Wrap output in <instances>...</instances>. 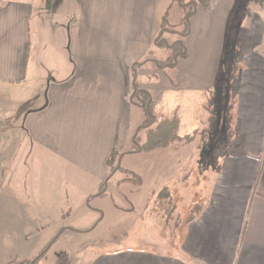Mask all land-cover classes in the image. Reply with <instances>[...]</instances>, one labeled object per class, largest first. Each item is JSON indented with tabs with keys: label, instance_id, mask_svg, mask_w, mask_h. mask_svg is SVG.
<instances>
[{
	"label": "crops",
	"instance_id": "1",
	"mask_svg": "<svg viewBox=\"0 0 264 264\" xmlns=\"http://www.w3.org/2000/svg\"><path fill=\"white\" fill-rule=\"evenodd\" d=\"M174 1L0 0V120L15 124L0 131V199L16 200L6 205L31 217L17 222L18 232H60V239L95 217L90 231L103 238L104 224L127 209L136 195L127 192L125 171L143 166L148 176L171 145L121 156L145 158L126 161L108 179L111 153L130 151L142 126L133 84L150 95L158 116L178 120L176 140L194 144L204 131L241 0H189L197 5L183 37L185 57L166 68L154 51L176 35L161 31ZM253 3L244 0L231 36L233 108L206 199L197 195L194 212L169 234L163 227L151 246L91 251L72 264H264V13L250 11ZM25 103L28 113L17 119Z\"/></svg>",
	"mask_w": 264,
	"mask_h": 264
},
{
	"label": "rangeland",
	"instance_id": "2",
	"mask_svg": "<svg viewBox=\"0 0 264 264\" xmlns=\"http://www.w3.org/2000/svg\"><path fill=\"white\" fill-rule=\"evenodd\" d=\"M189 3V0H175L169 20H166L167 13L164 16L161 31L171 32L173 30L176 33L173 37L167 38L166 36V40L169 41L168 46L178 43L179 40L184 41L182 36L185 35L186 25L187 31H189V20L186 19L188 13H191ZM251 5L250 11L255 10L264 13V0H256V3ZM244 6V0L237 2L236 15L227 28L223 57L216 84L212 89V102L208 108L210 120L208 119L204 131L199 134L200 136L194 139L195 143L191 144L193 138L188 139V141L185 140L184 143L176 139L172 140L170 147L165 152L167 153L166 158H163L164 160L159 167L153 168L152 166L148 176L145 172L147 168L143 166L140 169H134L131 173L125 171L126 175L128 174L126 180L129 181L126 185L127 192L136 196H131L132 200L127 207L130 211L127 209L120 210L113 222L111 218L110 220L106 219L107 222H111L104 224L102 228L105 229L102 230L103 238L97 232L93 234L90 231L95 226V223H92L95 217L85 221V224H90L88 226L83 225L82 221L79 225H74L75 229L65 233L60 239L57 238L60 232L55 233V235L45 231L18 232L17 229H14L19 226L17 222L30 220L31 217L18 216L15 206L6 205V203L15 205L16 200L3 201L0 199V264H28L29 261L37 258L53 237L57 240L35 264H72V260H78L91 251L112 250L117 246H149L152 240L157 241L159 239L158 236L163 227V234H169L179 218H186L194 212L197 205V195L200 196L199 199L201 196L206 199L208 195V190L218 167L219 150L227 142L224 133L226 132L225 128L227 130L228 117L233 108L231 100L233 82L226 69L229 64L228 55H230L231 42L233 41H231V36L235 28L234 25L237 24L236 17L240 18L241 14L239 15V13L243 11ZM168 46L161 44L157 48L158 52L154 51V58L160 63L169 62L173 52H181L177 47L172 50ZM136 121L137 126L138 124L144 125L146 123L145 114L141 119L137 117ZM13 123L11 119L0 120V131L6 128H15ZM1 135L0 132V140L4 139V136ZM3 144L0 141V145ZM134 148L133 144H129L126 150L134 151ZM137 155L130 160H126V156L122 162L120 161L122 158L120 154L116 155L118 157L117 166H120V170L124 171L123 169L126 170V161L135 164L142 157L145 158L144 154H142L143 156ZM148 164L149 162L146 166ZM161 179L163 184L161 187L158 185L159 187L155 188ZM125 183L122 182L119 186L123 187ZM153 187V190L157 191L153 194L152 199L148 200L147 194L149 195ZM10 191L14 190L11 189ZM119 194H121L120 191ZM176 197L177 200H175ZM95 200L90 201L89 204L91 206L96 205ZM77 219L81 220L82 218L74 217L73 222ZM166 238L170 239L171 236L167 235Z\"/></svg>",
	"mask_w": 264,
	"mask_h": 264
},
{
	"label": "trees",
	"instance_id": "3",
	"mask_svg": "<svg viewBox=\"0 0 264 264\" xmlns=\"http://www.w3.org/2000/svg\"><path fill=\"white\" fill-rule=\"evenodd\" d=\"M201 4L206 5L208 3V0H200ZM190 5V11L191 13L194 11V8L191 3ZM197 5V3H196ZM191 13H188L186 19L189 20ZM187 25H186V31L184 32L185 37L188 33L187 31ZM161 39H159L157 42H161ZM164 44L163 42L159 43V45ZM179 48L181 52H173L172 58L169 60V62H158L160 66H166V68L173 67L174 57L175 60H178L179 58L185 57V44L184 41L179 40L178 43H174L172 50L175 48ZM132 75V79H133ZM136 94L138 97L145 103V106L143 107V111L145 113L146 117V123L138 128L137 133L133 136L132 144L135 146L134 151H129L127 153L121 154L120 156H123L125 154H132V153H138L140 151H151L157 148L166 147L170 144L172 140L177 139V130H178V120L175 117H164V116H158L154 112V101L151 99L150 95L146 92H138L132 87V101L137 103V100L135 98ZM29 103H25L18 109V112L16 114V118H21L24 114L27 113L29 110ZM119 156V157H120ZM118 157H116L115 153H111L107 164L110 168V174L108 176V179L112 178L115 174L120 173V166H117ZM57 240L56 238H53L49 241L47 246L43 248L41 253L37 256V258H34L33 260L29 261L28 264H35L36 261H38L40 258H42L48 249L51 247V245L54 243V241ZM192 264V263H190Z\"/></svg>",
	"mask_w": 264,
	"mask_h": 264
},
{
	"label": "water",
	"instance_id": "4",
	"mask_svg": "<svg viewBox=\"0 0 264 264\" xmlns=\"http://www.w3.org/2000/svg\"><path fill=\"white\" fill-rule=\"evenodd\" d=\"M198 3H200L201 1L200 0H196ZM193 8H194V11L191 13L193 14L195 12V9H196V2L195 1H192L191 2ZM187 17V16H186ZM163 33L160 34V36H162ZM162 42L165 44V46H168V44L162 40ZM173 45H170L168 46L169 48H172ZM175 62H173V65L176 63V60H175V57L173 58ZM133 87L135 89V85L133 84ZM138 92H142L144 93V91H138ZM136 100H137V103L136 105H138L139 107L143 108L145 106V103L138 97V95L136 94L135 96Z\"/></svg>",
	"mask_w": 264,
	"mask_h": 264
}]
</instances>
